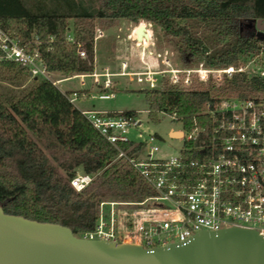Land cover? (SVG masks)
Here are the masks:
<instances>
[{"label":"trees","instance_id":"obj_1","mask_svg":"<svg viewBox=\"0 0 264 264\" xmlns=\"http://www.w3.org/2000/svg\"><path fill=\"white\" fill-rule=\"evenodd\" d=\"M62 4L44 10L40 5L25 6L22 0H0V27L21 40L35 35L41 61L49 72L76 74L94 69L92 31L80 24L71 31L74 38L84 41L86 56L79 58L64 42L68 19L125 18L154 24L163 37L174 40L177 60L183 65L201 61L220 67L257 53L264 57V40L248 30L238 31L239 21L264 19V0H100L94 10H87L77 0H62ZM0 66L20 68L11 62ZM221 90L242 97L264 92V78L235 74ZM140 91L149 120L156 122L160 110L175 113L185 128L207 126L206 117L199 113L222 94L212 88L178 91L166 85ZM69 94L49 80H41L7 107L0 104V208L5 213L58 223L73 235H81L93 228L101 200L138 201L152 192L123 158L113 159L115 149L68 100ZM38 143L51 152L55 164ZM75 167L86 174L97 172L79 191L68 182Z\"/></svg>","mask_w":264,"mask_h":264},{"label":"built area","instance_id":"obj_2","mask_svg":"<svg viewBox=\"0 0 264 264\" xmlns=\"http://www.w3.org/2000/svg\"><path fill=\"white\" fill-rule=\"evenodd\" d=\"M260 23L264 25V19ZM140 25L145 36L137 39L132 28L127 37L144 51L150 33L143 23ZM98 36L99 33L93 39ZM64 42L74 48L79 58H85L83 41L74 38L71 31H65ZM39 44L35 35L21 40L0 27V63H14L29 76L44 77L54 85L72 77L89 76L103 90L111 88L113 76H126L128 80L143 83L147 90L166 85L178 91L212 88L215 92H222L221 87L235 74L264 78V61L257 67L254 56L210 67L201 61L194 65L174 64L160 52L147 51V55L158 60L160 68L146 65L141 70L127 71L126 63L121 61L117 72L104 67L99 72L51 79L41 61ZM263 93L254 91L242 97L229 90L207 102L199 113L206 117L207 126L192 124L185 128L180 116L168 114L180 122V129L170 130L168 136L180 139L181 145L175 155L166 158L153 157L158 150L153 142L160 137L142 129L136 113L80 111L115 149L113 159L123 158L152 194L138 201L101 200L93 228L78 237L151 249L170 243L184 244L200 231L236 227L254 230L264 242ZM80 96L84 92L72 90L67 98L73 102ZM109 97L111 92L97 95L99 99ZM128 130L136 131V140L127 137ZM197 141L200 143L195 144ZM132 148L136 149L130 152ZM93 175L75 172L68 182L79 191L90 183Z\"/></svg>","mask_w":264,"mask_h":264},{"label":"rangeland","instance_id":"obj_3","mask_svg":"<svg viewBox=\"0 0 264 264\" xmlns=\"http://www.w3.org/2000/svg\"><path fill=\"white\" fill-rule=\"evenodd\" d=\"M87 10H94L100 0H77ZM22 3L28 7L43 6L44 10H49L55 6L63 7L62 0H22ZM144 24L146 29L149 30L150 38L147 42V48L143 51L140 44L131 40V29L135 25ZM76 24L82 25L84 28H89L92 31L93 38L99 33V36L93 39L94 53L96 58V67L99 71L103 70V67L107 65V69L111 72L119 71L120 62L126 63L125 70H141L146 65L153 68H160L158 60L152 55H147V51L160 52L167 58H169L174 64H181L177 60V53L174 47L173 39H166L161 35L160 29L151 23H145L143 21L133 22L125 18L117 19H82V20H67L66 30L72 31L76 29ZM239 30H248L253 36L264 40V25L262 23L253 22H240L238 24ZM83 41V40H81ZM84 42V41H83ZM255 57L256 66L260 67L264 61L262 54L257 53L253 55ZM142 58V61L140 60ZM187 65H194L188 63ZM94 70V69H93ZM73 74H65L61 72H50L49 77L51 79H58L62 77H69ZM41 80H46L44 77H31L24 69L0 66V104L7 107L11 102L15 101L18 97L23 95L31 86ZM83 85L79 84V78H69L65 81H61L57 84L60 90L64 89H85L84 96L75 98L73 105L79 109H102L111 110L116 112L122 111H134L137 118L140 120L141 128L145 131L156 133L160 139L153 142L158 147V150L153 153V157H168L175 155L178 148L181 145V140L176 138H170L168 132L170 130L180 129V122L175 119H171L166 113L157 112L158 120L152 122L148 119L147 105L144 99L143 93L140 91L146 90L143 83L128 80L126 76H113L111 88L102 89V86L93 85L92 79L89 76L81 78ZM101 79L99 78V81ZM229 90L222 91L221 95L227 93ZM111 92L112 97L108 99H98L99 93ZM264 95V93H263ZM136 131L128 130L127 137L136 140ZM44 154L47 156L49 162L55 164L52 160L48 150H46L41 143H38ZM75 172H81L80 167L74 168ZM97 172L94 173L93 178ZM99 205V204H98ZM82 235V234H81ZM76 235V236H81Z\"/></svg>","mask_w":264,"mask_h":264},{"label":"water","instance_id":"obj_4","mask_svg":"<svg viewBox=\"0 0 264 264\" xmlns=\"http://www.w3.org/2000/svg\"><path fill=\"white\" fill-rule=\"evenodd\" d=\"M255 21L258 24L261 19ZM135 35L137 39L145 36L142 25ZM0 264H264V242L254 230L230 227L200 231L184 244L151 249L114 245L78 237L58 223L0 208Z\"/></svg>","mask_w":264,"mask_h":264},{"label":"crops","instance_id":"obj_5","mask_svg":"<svg viewBox=\"0 0 264 264\" xmlns=\"http://www.w3.org/2000/svg\"><path fill=\"white\" fill-rule=\"evenodd\" d=\"M138 26V25H137ZM137 26H133L132 28H134V31L136 30V28H137ZM98 33H100V32H98ZM131 34V33H130ZM97 38V37H96ZM93 54H94V71H96V72H99V69H97V67H96V58H95V53H94V45H93ZM104 67H107V65L106 66H104ZM103 67V68H104ZM63 81H65V80H63ZM79 84L80 85H83V81L81 80V79H79ZM93 85H95V84H93ZM56 86H57V84H56ZM95 86H98L99 87V85H95ZM72 90H76V89H64V90H62V91H72ZM81 90H83L84 92H85V89H81ZM110 98V97H109ZM99 99V98H98ZM108 99V98H107ZM73 103V102H72ZM80 111H82V110H92V111H100V112H104V113H106V114H112V113H114V112H116V111H111V110H102V109H79Z\"/></svg>","mask_w":264,"mask_h":264},{"label":"bare ground","instance_id":"obj_6","mask_svg":"<svg viewBox=\"0 0 264 264\" xmlns=\"http://www.w3.org/2000/svg\"><path fill=\"white\" fill-rule=\"evenodd\" d=\"M31 227H35V226H31ZM42 229H44V230H47L48 228H47V227H43V226H42Z\"/></svg>","mask_w":264,"mask_h":264}]
</instances>
